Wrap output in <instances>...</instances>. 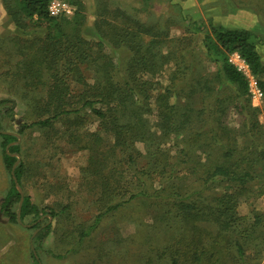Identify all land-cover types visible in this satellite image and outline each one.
Returning a JSON list of instances; mask_svg holds the SVG:
<instances>
[{
  "label": "rangeland",
  "instance_id": "obj_1",
  "mask_svg": "<svg viewBox=\"0 0 264 264\" xmlns=\"http://www.w3.org/2000/svg\"><path fill=\"white\" fill-rule=\"evenodd\" d=\"M15 1L0 0V100L8 99L13 105L12 113L0 112V132L15 133L20 144L19 162L23 160L26 166L23 186L19 187L23 196H29L38 209L51 207L57 214H29L21 223L10 222L5 217L1 203L12 176L4 165L0 136V264H33L35 255L41 264H171L173 260L175 264H264V188L259 176L261 170L258 172L261 165L256 167L254 178L242 184L244 188L240 192L221 176L206 187L203 176L210 163L202 152V138L194 134L199 119L188 111L176 134L161 140L156 103L157 96L165 93L164 87L172 85L167 95L169 104L177 106L176 121L180 120L183 106L196 109L200 105V93H194L193 100L183 95V62L193 63L202 73L215 70L199 43L200 35L211 32L212 26L253 28L260 36L257 46L264 61V0H64L73 7V12L63 16L70 18L79 3L85 16V39L89 44L102 43V47L91 44L90 53L96 63H79L87 83H101L103 63L109 62L113 65L112 81L122 85L127 77L126 65L136 47L147 63L142 78L145 82L133 84L135 88L143 85L149 95L148 106L141 113L147 133L144 140L134 139L130 146H117L115 135L102 131L98 119L90 112L74 136V145L61 135L60 125L18 132L20 123L39 117L36 109L41 110L44 103L51 71L39 65L42 58L39 46L46 28L31 19L23 21L24 27H18L6 8ZM136 19L139 26L132 21ZM127 26L138 30V37L130 46L120 41L118 34H124ZM141 26L146 31L139 30ZM160 39L162 44L155 42ZM193 48L201 52L192 54ZM30 61L34 66L29 67ZM67 83L73 92L84 88L71 78ZM262 92V100L254 105L248 92L247 101L240 102L236 98L231 100L234 97L231 90L222 91V97H226L224 104L229 102L225 122L239 146L244 144L243 132L249 120L254 121L255 114L257 135L249 147L254 148L252 152L264 151ZM241 103L244 112L239 111ZM245 112L250 113L248 117ZM188 132L192 134L187 142L191 146L184 156V169L174 171L172 180L167 178L170 170L154 178L140 175L145 190L158 193L148 198L136 197L104 213L80 241V232L89 229L96 215L106 209L102 172L109 174L112 168L114 177L122 180L130 192L137 191L138 181L133 178L135 167L151 172L164 166L156 158L176 161ZM157 143L164 151L153 159L150 152L156 151ZM206 143L212 145L210 141ZM131 153L135 165L124 161ZM216 159L213 155L212 161ZM97 163L102 164V172L96 170ZM201 186V195L195 196L200 199L199 208L202 211L232 209V213L239 215L237 230H225L222 225L227 220L221 218L196 219L192 225L178 216L180 211L170 193L183 194ZM49 223L46 236L35 239L41 231L39 226ZM237 241L243 247V261L239 258Z\"/></svg>",
  "mask_w": 264,
  "mask_h": 264
},
{
  "label": "trees",
  "instance_id": "obj_2",
  "mask_svg": "<svg viewBox=\"0 0 264 264\" xmlns=\"http://www.w3.org/2000/svg\"><path fill=\"white\" fill-rule=\"evenodd\" d=\"M49 2L50 0H16L13 6L6 5L18 27H24L23 21L31 19L46 28V33L40 41L41 46H39L42 57L39 59V65L51 71L50 84L47 87L44 103L41 110L36 109L39 117L30 122L20 123L18 132L22 134L27 128L32 127L48 129L60 125L63 127V129H60L61 135L67 136V142L74 145L76 142L74 136L78 133V129L88 118L90 112L98 119L99 128L102 131H111L115 135L117 146H130L134 139L144 140L147 129L141 113L148 106L149 95L143 90V85L141 87L137 85V89L133 85L136 82H145L142 78L147 63H145L144 57H141L139 48L136 47L133 57L126 65L127 77L123 79L124 83L122 85L112 81V78H114V75H111L113 65L109 62L103 63V80L101 83H87L80 73L79 63H96L94 61L95 57L90 53L91 44L102 47V43L89 44V41L85 39L83 33L85 16L79 3L78 6L75 4L77 6L75 12L68 18L63 15L52 16L48 10ZM132 21L137 26L140 25L137 19ZM124 28V34L118 33L121 36L120 41L124 40L123 42H128V46H130L134 38L137 39L138 30H132L130 26ZM139 30L146 31V27L141 26ZM259 37V34L253 28L226 27L220 24L212 26L211 32H204L200 35L199 43L204 56L213 63L215 70L209 74L202 73L198 66L193 63L185 65L183 62V95L193 100L194 93H200L202 96L199 101L200 105L196 109L192 106L187 108L183 106V113L179 115L180 120L176 121L175 109H177V106L169 104L167 95L168 92L172 91V85L165 86V93L156 98L158 115L160 116L161 140L171 136L172 133L176 134L177 129L183 126V118L186 119L188 111L194 112L199 119L194 134L197 133L202 138V152L207 154L206 161L210 163L203 176L206 187L212 185L215 177L221 176L226 179L230 187L233 185L235 186L233 188L240 192L244 188L242 184L246 183L248 179L254 178V173H257L256 167L260 164L261 169H258V172L261 170L259 176L263 179L261 187L264 188V151L256 150L252 152L254 148H249L250 145L255 143L256 138L254 136L257 135L255 114L252 115L254 121L252 122L250 119L247 123L248 128L243 132L244 144L239 146L237 138L232 135L231 129L225 122V111L229 102L224 104L226 97H222L223 89H229L234 94L231 100L236 98L240 102H246L248 99V97H245L248 92L246 78L228 61V56L232 52H237L245 60L251 74L257 78L258 85L264 91V61L257 46ZM155 42L161 43V39ZM86 45L88 49H85ZM198 50L196 51L193 48L192 54L201 52V49ZM177 65H179V62ZM32 66H34L33 61H30L29 67ZM69 78L76 80L84 88L81 91L73 92L69 89L67 83ZM6 103L8 104L6 105ZM12 110L13 105L9 103L8 99L0 100V112L2 114H10ZM239 111L244 112L243 103L240 104ZM245 113L247 117L250 114ZM0 136L2 137L4 165L11 171V167L16 161V156L12 154L21 153L20 144L14 143L6 149V146L11 142H15L17 137L15 134L4 132H0ZM191 136L192 134L188 132L183 137V147H180L176 161L171 162L156 158L164 166L151 172L145 171L146 169L143 167H135L133 178L135 182L138 181L139 190L134 192H130L127 186L122 184V180L114 177L115 171L112 168L110 173L107 174V172H102L100 169L102 164L97 163L96 170L104 173L102 186L105 187L103 195L106 198V209L96 215L94 223L89 229L80 232V241L98 224L104 213L117 209L136 197L148 198L158 193V191L151 193L145 190L146 184L141 183L140 175L147 174L154 178L170 170L167 178L174 179L172 176H175V173H178L181 168L184 169L183 164H186L183 163L185 161L184 156L190 150L191 144L187 142ZM207 141L212 142V145H207ZM154 146L156 151L150 152L153 159L161 154V151H164L160 143ZM213 155L217 156L216 161H212ZM124 161L135 165L132 153L128 154ZM25 171V162L21 160L14 169L16 182L11 177L10 186L1 203L3 214L8 221L13 223L18 222L16 216L20 199L19 187L23 186L22 180ZM170 183H167V185H170ZM202 188L201 186L199 190L193 189L183 194L178 191L173 194L170 193L172 202L178 206L180 211L178 216L182 217L183 222L192 225H195L196 219L201 220L211 217L212 220H220L221 218L223 221L227 220L225 225H222L225 230H237L239 228V215H236L234 211L232 213V209L220 208L218 211L210 209L202 211L199 208L200 199H195V196L201 195ZM161 190L165 191L164 188H161ZM229 196L232 197V194ZM29 214L56 216L57 213L51 207L38 209L36 203L29 196H24L19 214L21 221ZM39 228H41V231L35 237L38 240L45 237L49 232L50 223L44 227L39 226ZM236 245L239 258L243 261L242 244L237 241ZM33 264H41L37 256H34ZM171 264H175V261L173 260Z\"/></svg>",
  "mask_w": 264,
  "mask_h": 264
},
{
  "label": "built area",
  "instance_id": "obj_3",
  "mask_svg": "<svg viewBox=\"0 0 264 264\" xmlns=\"http://www.w3.org/2000/svg\"><path fill=\"white\" fill-rule=\"evenodd\" d=\"M48 10L52 16L69 15L73 12V7L64 0H50ZM228 61L246 78L248 93L252 97L253 104H258L263 98V92L258 85L257 78L251 74L245 60L237 52H232L228 57Z\"/></svg>",
  "mask_w": 264,
  "mask_h": 264
},
{
  "label": "water",
  "instance_id": "obj_4",
  "mask_svg": "<svg viewBox=\"0 0 264 264\" xmlns=\"http://www.w3.org/2000/svg\"><path fill=\"white\" fill-rule=\"evenodd\" d=\"M2 132H4V133H12V134H15V133H13V132H7V131H2ZM16 135V134H15ZM14 143H18V141L16 140L15 142H11V143H9L7 146H6V149L9 147V145H12V144H14ZM12 155H14V156H16V161L13 163V165H12V167H11V171H10V173H11V176H12V178H13V180L16 182V177H15V175H14V169H15V167H16V165L18 164V162H19V154L18 153H13ZM19 192H20V199H19V203H18V210H17V221L19 222V223H21V220H20V217H19V214H20V207H21V204H22V201H23V198H24V196H23V193H22V191L20 190V188H19ZM36 256V255H35Z\"/></svg>",
  "mask_w": 264,
  "mask_h": 264
}]
</instances>
